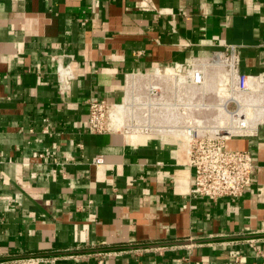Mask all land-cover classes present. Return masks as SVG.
<instances>
[{"label":"crops","instance_id":"0c3cea01","mask_svg":"<svg viewBox=\"0 0 264 264\" xmlns=\"http://www.w3.org/2000/svg\"><path fill=\"white\" fill-rule=\"evenodd\" d=\"M230 44L264 73V0H0V264H264V121L226 139L253 179L216 200L191 194L183 141L88 128L127 74Z\"/></svg>","mask_w":264,"mask_h":264},{"label":"built area","instance_id":"2783aa9c","mask_svg":"<svg viewBox=\"0 0 264 264\" xmlns=\"http://www.w3.org/2000/svg\"><path fill=\"white\" fill-rule=\"evenodd\" d=\"M239 62V48L230 44L210 57L162 64L147 74L129 73L122 101H89L88 128L93 133L182 137L188 165L194 171L191 194L212 200L237 199L252 183L254 160L250 151L227 149L225 141L232 135L255 134L264 121V73H241ZM217 67L230 77L225 97L228 113L222 116L227 123L206 126L204 114L211 107L200 102L198 88L211 91L205 81ZM56 74L61 89H68L75 78L72 63H59ZM94 162L103 159L99 156Z\"/></svg>","mask_w":264,"mask_h":264},{"label":"rangeland","instance_id":"374dc122","mask_svg":"<svg viewBox=\"0 0 264 264\" xmlns=\"http://www.w3.org/2000/svg\"><path fill=\"white\" fill-rule=\"evenodd\" d=\"M209 79L207 84L212 85L211 91H204L202 89H199L198 98L200 99V102H204L206 104H218L222 101V99H225L227 95V91L230 85V77L227 76L225 73V70L222 67H217L211 69L209 72ZM143 80L145 77L142 78ZM203 91L205 94H203ZM231 108L234 107V105L230 104ZM219 115V109L215 107H211L210 110L206 111L204 114V117H206L205 125L206 126H216L219 124V121L227 123V119L220 117L218 119ZM180 141H184L182 137H177L176 135H170Z\"/></svg>","mask_w":264,"mask_h":264},{"label":"bare ground","instance_id":"6f19581e","mask_svg":"<svg viewBox=\"0 0 264 264\" xmlns=\"http://www.w3.org/2000/svg\"><path fill=\"white\" fill-rule=\"evenodd\" d=\"M206 83H207V79H206V81H205ZM212 87V85H209V87H208V89H210ZM227 104H228V100H226V99H222V101L220 102V103H218V104H204V106L205 107H215V108H217V109H219V117L218 118H220V117H222L224 114H223V112H225V113H228L227 112ZM222 111V112H221ZM223 118H226V117H223ZM222 123H225V122H222ZM230 130H232V129H230Z\"/></svg>","mask_w":264,"mask_h":264}]
</instances>
